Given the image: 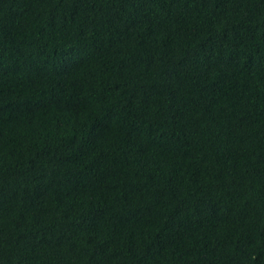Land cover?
Returning <instances> with one entry per match:
<instances>
[{
  "label": "trees",
  "instance_id": "obj_1",
  "mask_svg": "<svg viewBox=\"0 0 264 264\" xmlns=\"http://www.w3.org/2000/svg\"><path fill=\"white\" fill-rule=\"evenodd\" d=\"M0 264H264V0H0Z\"/></svg>",
  "mask_w": 264,
  "mask_h": 264
}]
</instances>
